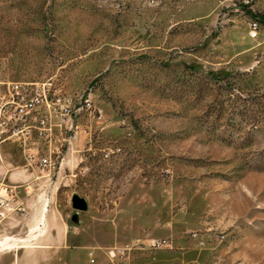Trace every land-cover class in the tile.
<instances>
[{"label": "rangeland", "instance_id": "rangeland-1", "mask_svg": "<svg viewBox=\"0 0 264 264\" xmlns=\"http://www.w3.org/2000/svg\"><path fill=\"white\" fill-rule=\"evenodd\" d=\"M246 11L264 0H0V78L101 114L48 175L3 149L25 209L0 225V264H264V24L252 37ZM220 69L262 96L253 116L206 78ZM146 238L167 247L104 256Z\"/></svg>", "mask_w": 264, "mask_h": 264}, {"label": "built area", "instance_id": "built-area-1", "mask_svg": "<svg viewBox=\"0 0 264 264\" xmlns=\"http://www.w3.org/2000/svg\"><path fill=\"white\" fill-rule=\"evenodd\" d=\"M258 23H250V34L255 36ZM89 118L95 123L100 111L91 100L81 96L75 101L57 92L51 80L12 81L0 78V162L3 149L11 148L20 157L21 168L45 170L48 175L64 160L79 134V120ZM20 186L0 182V225L24 211L17 198ZM27 193V188H23ZM144 247V248H143ZM165 240L146 238L135 240L124 247L108 248L104 256L113 263L124 259L132 249L162 250ZM93 262L92 252L87 253ZM233 264H242L234 262Z\"/></svg>", "mask_w": 264, "mask_h": 264}, {"label": "trees", "instance_id": "trees-1", "mask_svg": "<svg viewBox=\"0 0 264 264\" xmlns=\"http://www.w3.org/2000/svg\"><path fill=\"white\" fill-rule=\"evenodd\" d=\"M246 14H247V16L249 17V19L251 21H256L258 24H264V15H259V14L256 15L254 13H251L250 11H246ZM188 69H190L193 72H197L198 71V68L193 66V65H189ZM236 75H237V73H233V72H229V71H225V70H221V69L217 70V71H208V72L205 73L206 78L211 80V81H213V82H215V83H219V82H224L225 81L226 83H228L230 85V94H229V97L231 98L230 103L234 102V105H230L231 109H234L232 107L237 105L235 103L236 101L242 100L244 102V105L242 106L243 113L246 112L250 116H253V114L255 112H253V110L251 108L249 109L248 106L251 107V105L256 104L254 102V100L257 101L256 97H260L261 98L262 96H255L256 93H250V94H247V98L239 99V97L241 95V92L238 89L237 85L233 82V81H235L234 77ZM238 75H240V74H238ZM230 79L231 80L233 79V81L229 82L228 80H230Z\"/></svg>", "mask_w": 264, "mask_h": 264}, {"label": "water", "instance_id": "water-1", "mask_svg": "<svg viewBox=\"0 0 264 264\" xmlns=\"http://www.w3.org/2000/svg\"><path fill=\"white\" fill-rule=\"evenodd\" d=\"M71 206L73 209L80 212L85 211L86 209L84 200L75 195L71 197ZM75 219H76L75 216H72L71 221H75Z\"/></svg>", "mask_w": 264, "mask_h": 264}, {"label": "crops", "instance_id": "crops-1", "mask_svg": "<svg viewBox=\"0 0 264 264\" xmlns=\"http://www.w3.org/2000/svg\"><path fill=\"white\" fill-rule=\"evenodd\" d=\"M3 153H4V155H3L4 156V160H7L6 157L8 156L7 155L8 153H5L4 150H3ZM7 158L10 159L9 156ZM17 168L18 167H15L14 170H16ZM19 168H21V167H19ZM6 175H7L8 181H13V180H15L16 178H19V177H21V178L28 177L27 175H25L24 171H22V170L17 172V173H15V171H14V172L6 174Z\"/></svg>", "mask_w": 264, "mask_h": 264}, {"label": "bare ground", "instance_id": "bare-ground-1", "mask_svg": "<svg viewBox=\"0 0 264 264\" xmlns=\"http://www.w3.org/2000/svg\"><path fill=\"white\" fill-rule=\"evenodd\" d=\"M44 211H46V210H44Z\"/></svg>", "mask_w": 264, "mask_h": 264}]
</instances>
